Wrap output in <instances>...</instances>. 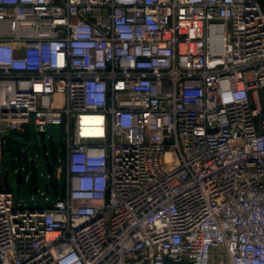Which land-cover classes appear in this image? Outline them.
<instances>
[{"label":"built area","instance_id":"built-area-1","mask_svg":"<svg viewBox=\"0 0 264 264\" xmlns=\"http://www.w3.org/2000/svg\"><path fill=\"white\" fill-rule=\"evenodd\" d=\"M32 124L41 207L4 185ZM214 260L264 264L263 0H0V264Z\"/></svg>","mask_w":264,"mask_h":264},{"label":"rangeland","instance_id":"rangeland-1","mask_svg":"<svg viewBox=\"0 0 264 264\" xmlns=\"http://www.w3.org/2000/svg\"><path fill=\"white\" fill-rule=\"evenodd\" d=\"M264 2V0H263ZM29 129V135H20L17 133L11 134L12 139L19 142H24L29 145L20 146L16 148L11 140H5L4 142V167L5 169L10 167V177H9V188L14 193V199L16 205L25 204L26 206H37L41 207L45 204L44 196L41 192L46 190L45 184L50 187V193L47 194L50 200H55L58 198L56 190L60 194L62 192V185L64 183V178L59 176L60 165H62L61 160L56 163V159H60L63 155L62 152V137L63 131L62 126L48 125L46 126V144L48 145V156L52 162H55L56 168L52 176H47V169L44 164V157L40 154L41 150V139L38 135V130L36 126L32 124ZM39 148H38V146ZM27 153V156L23 153ZM14 165L19 168L23 167L24 175H27L24 184L18 185L16 181L17 173L14 172ZM35 183V184H34ZM34 185L40 187L38 193H34ZM213 264H218L213 262Z\"/></svg>","mask_w":264,"mask_h":264},{"label":"water","instance_id":"water-1","mask_svg":"<svg viewBox=\"0 0 264 264\" xmlns=\"http://www.w3.org/2000/svg\"><path fill=\"white\" fill-rule=\"evenodd\" d=\"M38 135L40 136V139H41V142H42L41 153H42V155H43V157H44V159L46 161V166L48 167V171L50 172V174H53L54 166L51 164L49 156H48V145L46 144V141H45L46 133H45V131H39ZM13 141L17 145H19L21 147L22 146H27L29 148V145L27 143L19 142V141H16L15 139H13ZM21 173H22V170H19V172L17 174L18 181L20 179ZM9 177H10V170L7 168L5 170V174H4V185H5V187L9 186V183H10L9 182ZM19 183H20V181H19ZM45 187L48 190V184L47 183L45 184ZM33 189H34V193L36 194L37 190H38V186H34Z\"/></svg>","mask_w":264,"mask_h":264},{"label":"flooded vegetation","instance_id":"flooded-vegetation-1","mask_svg":"<svg viewBox=\"0 0 264 264\" xmlns=\"http://www.w3.org/2000/svg\"><path fill=\"white\" fill-rule=\"evenodd\" d=\"M15 146H16V148H20V146L19 145H16V144H14ZM38 146V145H37ZM41 146H42V142H41ZM38 148H39V146H38ZM20 150H21V148H20ZM23 154H25L26 156H27V153L25 152V153H23ZM15 167H17V171H16V173L18 174V172H19V170H21L17 165H14ZM16 181H17V184L18 185H22V184H24V182H25V176H24V172L22 171V173H21V176H20V179H19V181H20V183H19V181H18V179H17V176H16Z\"/></svg>","mask_w":264,"mask_h":264},{"label":"crops","instance_id":"crops-1","mask_svg":"<svg viewBox=\"0 0 264 264\" xmlns=\"http://www.w3.org/2000/svg\"><path fill=\"white\" fill-rule=\"evenodd\" d=\"M61 194V193H60ZM59 193H58V195H60ZM216 263H217V261H216ZM180 264V263H179ZM182 264H185V263H182Z\"/></svg>","mask_w":264,"mask_h":264},{"label":"trees","instance_id":"trees-1","mask_svg":"<svg viewBox=\"0 0 264 264\" xmlns=\"http://www.w3.org/2000/svg\"><path fill=\"white\" fill-rule=\"evenodd\" d=\"M35 184V183H34ZM56 191H58V190H56Z\"/></svg>","mask_w":264,"mask_h":264}]
</instances>
